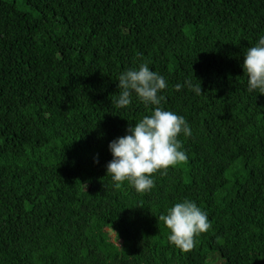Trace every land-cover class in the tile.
Returning a JSON list of instances; mask_svg holds the SVG:
<instances>
[{
	"label": "trees",
	"instance_id": "obj_1",
	"mask_svg": "<svg viewBox=\"0 0 264 264\" xmlns=\"http://www.w3.org/2000/svg\"><path fill=\"white\" fill-rule=\"evenodd\" d=\"M262 36L264 0H0V264H264V94L242 68ZM141 62L192 129L143 193L106 174L154 109L115 104ZM185 199L211 223L190 252L160 220Z\"/></svg>",
	"mask_w": 264,
	"mask_h": 264
},
{
	"label": "clouds",
	"instance_id": "obj_2",
	"mask_svg": "<svg viewBox=\"0 0 264 264\" xmlns=\"http://www.w3.org/2000/svg\"><path fill=\"white\" fill-rule=\"evenodd\" d=\"M242 68L248 78V93L264 94V36L248 49ZM117 81V108H127L136 97L154 109L151 115L128 127L126 135L109 143L112 159L106 166V174L116 187L127 181L137 192H147L155 186L154 174H165L169 167L187 161L179 136L190 137L192 129L183 116L162 107L165 97L161 93L167 88V81L148 62L121 72ZM186 83L191 87L190 82ZM175 87L179 91L183 85ZM196 91L201 92V88ZM160 220L169 229V243L184 252H190L195 247L196 236L211 227L207 213L187 199L175 203Z\"/></svg>",
	"mask_w": 264,
	"mask_h": 264
},
{
	"label": "rangeland",
	"instance_id": "obj_3",
	"mask_svg": "<svg viewBox=\"0 0 264 264\" xmlns=\"http://www.w3.org/2000/svg\"><path fill=\"white\" fill-rule=\"evenodd\" d=\"M17 1H19V0H17ZM71 169V168H70Z\"/></svg>",
	"mask_w": 264,
	"mask_h": 264
}]
</instances>
